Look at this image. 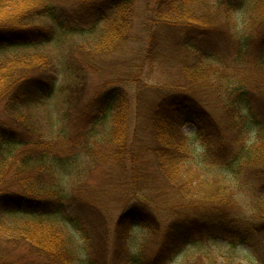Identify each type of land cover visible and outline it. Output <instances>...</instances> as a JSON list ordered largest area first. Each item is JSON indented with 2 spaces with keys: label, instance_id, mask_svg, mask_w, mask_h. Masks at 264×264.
Returning <instances> with one entry per match:
<instances>
[{
  "label": "trees",
  "instance_id": "1",
  "mask_svg": "<svg viewBox=\"0 0 264 264\" xmlns=\"http://www.w3.org/2000/svg\"><path fill=\"white\" fill-rule=\"evenodd\" d=\"M220 4L0 0V264H123V241L134 230L159 232L164 210L158 213L149 203L156 205L160 198V204H169L164 192L159 196L163 183L175 192L173 209L186 218L164 229L150 264L177 260L187 248L203 243L234 244L235 233H263L264 111L245 114L252 95L247 76L232 84L231 63L208 53V44L210 35L220 32L218 44L235 41L241 62L244 46L252 43L257 30L261 48L254 71L264 80V0H228L230 26L224 31L219 27L224 14ZM245 16L247 34L237 36L236 27ZM49 46L63 48L65 59L52 54ZM215 64L223 67L215 71V78L217 86L224 87L229 107L224 125L200 103L199 93L193 94L198 82L190 77L200 80ZM171 68L179 79L169 78V85L163 86L167 91L161 90V95L154 91L153 96L147 84L162 83L163 72ZM95 76L100 80L97 105L85 108L56 135L42 131L33 111L57 90L66 92L69 108L76 107ZM148 96L162 106L142 115ZM188 124L215 149L209 143L198 153L193 137L183 131ZM88 160L92 167H109L108 182L96 191V200L70 199L74 191L63 196L58 182L83 169ZM204 168L237 177L250 171L254 182L249 191L260 195L252 204L261 222L246 227L244 219L226 214L228 189L205 179ZM130 185L137 198L133 206L122 209L119 203L105 201L123 189L129 191ZM145 185L154 190L142 198L138 188ZM229 218L230 230L224 225ZM230 232L236 237H227ZM239 242L244 243L241 238ZM128 249L124 250L128 264H137ZM192 264L205 263L199 258Z\"/></svg>",
  "mask_w": 264,
  "mask_h": 264
},
{
  "label": "rangeland",
  "instance_id": "2",
  "mask_svg": "<svg viewBox=\"0 0 264 264\" xmlns=\"http://www.w3.org/2000/svg\"><path fill=\"white\" fill-rule=\"evenodd\" d=\"M212 1L214 3H221L220 6H222V8L224 9V14H222L219 27L223 31L227 30L230 26L228 20L226 19L227 14L225 13V6L228 0ZM246 17L247 16L240 18V22L236 27L237 36H243L247 34ZM232 22L235 23V21ZM253 34L254 38H252V43L249 42V45L247 44L244 46L245 53L241 62L237 60V55L234 52V50L236 49L235 41L234 43L225 42V44H218V39L221 36L220 32H217V34L214 35H210L211 41H209L208 44L209 46L211 45V49L208 53L218 56V59L224 64L231 63L229 65L232 70L234 79L232 80V84L240 80L241 76H247L245 79V83L248 84L247 86L251 90L252 95L250 96V98H248V106H246V108L242 107L243 109H245L243 110L245 114L251 113V111L256 112L258 109L264 111V80L263 77H260L262 74H259V71H254V68H256V65L258 63L257 52H259L261 48L258 45L261 42V38L258 36L260 33L257 30L254 31ZM48 50L52 54L59 56L61 60L65 59V55L61 57V54H63L65 51L64 50L62 52L63 48L60 49L59 46H49ZM213 51H215L216 53H213ZM222 54L223 56H221ZM231 59H233L234 62H230ZM221 67L222 66L220 65H213L208 73H206L200 80H198L196 76L191 75L190 77L195 80L196 83L198 82L197 87L196 84L193 85V94H195V92H198V100L200 101V103L211 112L217 124L224 125L226 121H229L227 115H225L227 114V110L229 107L224 101L226 98L225 92L223 91L224 87H220V85L217 86V79L215 78V71L217 69L220 70ZM163 73V76L165 78L162 77V83L159 84L154 81H150L147 84L151 86L153 96L155 95V92L161 95V90L163 91L162 93L167 91V89H164L163 86L169 85L167 81L169 80V78L173 80L179 79L178 72L174 68L167 69V71ZM260 80L262 83L260 82ZM99 82L100 80L97 76H95L90 85H87L86 90L84 91V101L81 103L78 102L76 104V107L74 108H69L66 92H60L59 90H57V92H55L51 99L45 101L37 110L33 111L34 121H37L36 123L39 124L41 130L45 131L47 135H56L60 132V130L64 131L66 125L69 124L68 121H72L76 116H79L80 112H82L85 108L90 109L94 108L97 105L96 99L94 98L95 92L99 90V87H96ZM231 88L232 87H230V92ZM173 91L174 89L170 90V92ZM235 93L236 92L233 90L231 94L232 100H234ZM218 94L220 95L219 99ZM86 96H88L87 99ZM148 97L149 103H147L145 111L141 113L142 115H145L146 113L149 114L150 112H152V110L156 109L159 106H162V103L156 102V99L152 96ZM132 104L133 116L136 117L135 109L137 106L135 105V101H133ZM183 131L186 135L193 137L192 141L194 144V148L198 153H201L203 147H205L209 143H211V147L215 149L211 140L205 139L201 136L197 137L195 129L192 125H186L183 128ZM86 158L87 157L85 156V159ZM87 163L83 161L84 168L87 166L86 169H75L74 171H72V174L62 178L58 182L61 193L64 194L63 196L70 197L71 192L74 191L72 193H74L75 196L73 195L72 197H70V199L76 198L81 200H96V191L105 187L106 183L108 182L106 176L109 174V167H100L97 164L92 167L89 164V160L87 161ZM202 173L205 179L209 181L220 182L223 184L222 187L228 189L230 199L228 203L225 204L226 214H231V216L233 217L244 219L242 225L246 227H252V223L259 224V222H261L252 204V202H254L260 195L254 189L249 191L250 183L254 182L253 175L250 171H242L240 176L238 177L235 175L226 176V174L221 173L218 170H207L206 168L202 170ZM141 185L143 184L141 183ZM167 185L166 183H163L158 189V192L159 196H163L165 193V200H167L169 204H160V198L157 200L156 205L153 203H149L152 204V206H155V208L158 210V213L159 209L164 210L160 214L162 218L161 224L158 227L159 232L149 233L139 229L134 230L132 232V237L130 235L127 242L123 241V264H128V260L125 259L126 255L124 252V250L127 249L128 246L129 257L131 258V261L133 263L150 264V261L153 259L159 249L161 238L163 236L162 232L164 231V229H166L170 224L177 223L186 218L181 216L180 213L173 209V203L176 200V198L174 199L173 196L176 195L175 192L170 188V186ZM133 189L134 186L132 187L130 185L129 191L123 189L122 194H120L119 196H112L105 201L119 203L118 206H120L122 209H124L125 207L129 208L130 206L134 205L133 201L137 200V198L132 197L130 193ZM138 190L139 193H141L142 198H144V196L148 194L150 190H154V188L145 185L142 188H138ZM155 197L156 194L153 195V200H155ZM139 199L142 200L141 197H139L138 200ZM98 200L101 201L100 197H98ZM145 202L147 203L148 200H146ZM178 204H180V202H178ZM119 212L120 211L117 210L116 214H118ZM237 213H239L238 216L236 215ZM209 217L210 215H206L204 218L209 219ZM232 220V218L224 220V225L227 226V228L229 227V230L232 227V223L230 224ZM235 234H237L238 237H236V235H234V233L232 232L227 234V237H236L234 239V244H231L230 241L227 240L203 243L202 245L195 248H187L183 253L180 254L181 256L177 260L175 258L172 260V258L170 257L164 258L163 260H158L156 263L153 262L152 264H192L199 258L203 259V262L205 264H264V231L260 234H253V236H246L244 234L240 235L241 232ZM240 238L244 241V243L239 242ZM79 244L80 243L78 242L74 243L72 246L73 249L77 250L76 248L79 247ZM75 250L74 254H77V251ZM77 255L82 256L81 253ZM102 264L111 263L102 262Z\"/></svg>",
  "mask_w": 264,
  "mask_h": 264
}]
</instances>
